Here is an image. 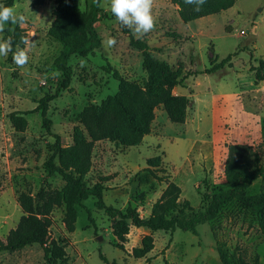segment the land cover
<instances>
[{
  "label": "rangeland",
  "instance_id": "rangeland-1",
  "mask_svg": "<svg viewBox=\"0 0 264 264\" xmlns=\"http://www.w3.org/2000/svg\"><path fill=\"white\" fill-rule=\"evenodd\" d=\"M32 1L14 0L12 6L27 17L20 26L32 42L27 65L16 66L11 52L0 56V241L23 215L17 201L21 191L35 194L41 186L64 187L58 174L47 175L43 168L53 135L58 134L65 145L72 142L75 128H81L78 114L82 108L116 93L119 81L112 70L140 85L146 78L142 51L129 42L132 32L116 21L110 0H101L107 17L96 23L100 40L111 36L117 44L106 49L101 43L93 53L69 58L71 81L48 104L51 123L47 130L40 112L33 109L39 98L55 90L61 71L53 61L61 45L47 33L55 4ZM79 4L85 8V0ZM152 15L154 29L143 37L132 35L144 40L153 57L180 75L203 71L229 54L231 63L212 73L193 74L185 80L186 87H176L175 94L190 99L184 123L171 122L164 109L157 107L151 131L138 145L96 142L85 178L91 185L110 176L103 193L106 205L118 209L131 205L140 217L156 221L172 214L186 220L206 208L217 187L228 186L224 177L227 146L246 143L257 147L264 140V80L256 79L251 70L262 60L264 75V0H236L227 10L186 23L170 0H154ZM14 25L6 24L0 38L8 39L6 30L12 31ZM194 96L199 99L195 103ZM12 112L26 118L23 132L11 123ZM258 186L256 179L250 193ZM94 202L90 196L77 207L73 232L65 228L64 205L52 211L48 236L65 243V264H221L217 244L233 258L242 256L247 264H264V232L256 218L234 201L215 219L197 224V234L180 228L164 232L136 227L131 219L111 217ZM146 234H151L153 248L144 257H134L132 249L141 246ZM0 264L46 262L43 248L34 243L1 250Z\"/></svg>",
  "mask_w": 264,
  "mask_h": 264
},
{
  "label": "trees",
  "instance_id": "trees-1",
  "mask_svg": "<svg viewBox=\"0 0 264 264\" xmlns=\"http://www.w3.org/2000/svg\"><path fill=\"white\" fill-rule=\"evenodd\" d=\"M55 4L53 20L48 28V35L61 45L59 54L53 64L61 71L53 93H46L37 100L33 111H39L43 126L49 130L51 120L47 116L50 101L55 99L61 90L69 87L72 69L68 60L72 55L86 56L100 47V35L96 23L107 17L100 6L101 0H85V8L81 9L79 0H52ZM43 4L44 0H33ZM177 6V12L183 22L217 14L232 7L236 0H206L199 12L193 10L194 5L185 4L184 0H170ZM1 4L13 6L14 0H2ZM11 25V24H8ZM13 48L20 43L25 30L14 25L12 31L6 30ZM130 45L142 51V66L146 78L142 85L123 78L118 71L112 70L113 77L119 81L115 94L108 95L99 104L90 103L78 114L81 128H75L72 142L65 145L58 134H54V142L49 145L50 154L43 163L47 175L58 174L65 185L62 189H50L41 186L35 194L21 191L17 201L23 215L15 228L7 233L5 240L0 241V251H13L34 243L43 248L46 264H65L67 253L65 243L49 239V228L52 225V211L64 205L63 222L68 232H73L77 219V207L88 197H95V206L104 209L111 217L131 219L136 227L145 226L151 231L162 230L173 232L177 228L197 234L196 225L215 219L221 209L230 202H236L248 214L255 217L264 232V140L253 147L246 143H231L227 146L224 163V177L227 187H217L209 196L204 210L194 213L190 218L182 220L172 214L164 221L140 217L136 207L131 205L118 209L106 205L103 193L107 190L105 182L110 176L100 177L89 185L86 174L92 165V151L96 142L102 140L115 141L123 146L138 145L143 137L150 133L155 118V109L162 107L171 122L184 123L190 99L184 94H174L177 86L186 87L185 80L199 73H212L231 63L232 54L227 55L211 67L199 72H186L183 76L170 64L152 56L148 44L141 39L129 35ZM23 45L21 44V47ZM263 61H259L255 77L264 80L261 74ZM108 70L111 67L108 66ZM9 119L17 131L23 132L27 120L23 115L12 112ZM259 179L256 192L249 188ZM207 197V195H206ZM174 198L171 200L173 204ZM114 246L123 249L120 244ZM153 248L151 234L142 237L141 246L134 247L132 254L141 258ZM221 264H247L242 256L233 258L222 244L216 246Z\"/></svg>",
  "mask_w": 264,
  "mask_h": 264
},
{
  "label": "clouds",
  "instance_id": "clouds-1",
  "mask_svg": "<svg viewBox=\"0 0 264 264\" xmlns=\"http://www.w3.org/2000/svg\"><path fill=\"white\" fill-rule=\"evenodd\" d=\"M185 4L194 5L193 10L199 12L206 0H184ZM154 0H110V11L116 21L123 27L129 29L134 36L143 37L155 27V19L152 15ZM27 22V17L18 13L12 6L0 4V32L5 30L6 24L22 26ZM106 49L116 46L117 40L114 37H107L102 40ZM21 44L24 47H21ZM32 42L21 36L20 43L13 48L11 39L0 38V56H7L12 53V62L23 68L29 61L28 52Z\"/></svg>",
  "mask_w": 264,
  "mask_h": 264
},
{
  "label": "crops",
  "instance_id": "crops-1",
  "mask_svg": "<svg viewBox=\"0 0 264 264\" xmlns=\"http://www.w3.org/2000/svg\"><path fill=\"white\" fill-rule=\"evenodd\" d=\"M187 84V83H186ZM175 90H176V87L173 89V93L175 94ZM177 94V93H176ZM197 100H199L198 99V97L197 96H194L193 98H192V101H194V103L195 102H197ZM194 115V114H193ZM148 135V134H147ZM144 138V137H143ZM143 140V139H142ZM142 142V141H141Z\"/></svg>",
  "mask_w": 264,
  "mask_h": 264
}]
</instances>
